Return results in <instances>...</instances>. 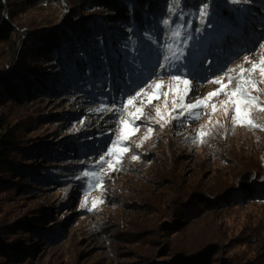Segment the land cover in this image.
I'll use <instances>...</instances> for the list:
<instances>
[{
  "label": "rangeland",
  "instance_id": "rangeland-1",
  "mask_svg": "<svg viewBox=\"0 0 264 264\" xmlns=\"http://www.w3.org/2000/svg\"><path fill=\"white\" fill-rule=\"evenodd\" d=\"M34 2L25 0L13 5L11 39L0 41V69L12 68L16 60L12 45L18 34L23 36L27 26L54 22L57 1ZM261 37L253 50L227 61L221 70L216 68L222 62L216 65L208 62L207 69H201L203 64L198 58L193 62L195 68L189 63L180 72L159 75L176 74L190 79L188 102H195L219 87L208 81L229 68L233 69L228 75L234 78V87L241 79L240 66L251 67L243 61V56L255 53L257 63L264 57V49L259 47L264 43V35ZM176 55L180 54L172 47L170 57ZM187 55L183 53L178 68L185 65ZM164 56L160 63H167ZM244 77L249 78V73H244ZM156 78L153 75L150 80ZM251 78L257 80L262 90L253 95L264 99V82H260L258 73ZM51 82L44 92L18 104L9 105L7 96L0 100L4 131L12 126L30 152L19 157L25 165L22 169H31L39 175L55 172L69 175L55 184L34 182L29 190H21L16 184L29 181L24 177L26 174L14 172L3 179L0 264H139L141 257L149 253L157 252L166 259L175 247L196 248L205 243L214 244V248L208 246L212 251L210 256L215 257L207 260L210 264H264V130L233 126L231 106L226 116L223 107L213 113L210 104L197 109L201 112L198 119L165 123L154 108L159 107L161 115L167 118L174 107L177 87V82L165 79L163 90L167 91L171 85L173 93L169 94L167 103L161 97L152 105L147 103V96L153 89L146 88L142 93L136 104L146 115L142 123L136 121L141 126L130 137L132 150L123 154L122 163L112 171L106 164L98 163L99 158L118 139L120 121L128 120V113L134 112V107L121 112L127 97L113 99V89L109 99L95 103L73 93L50 92ZM224 98L213 101L218 104ZM254 115L264 124V113L257 110ZM149 127L153 132L145 139ZM201 130L210 133L203 137V143L197 135ZM81 131H98L106 138L93 152L79 154L77 159L59 160L52 158L54 153L47 152L50 147L56 149L57 141H76ZM137 144L141 146L137 148ZM132 155H138L139 159L132 160ZM105 159L114 161L115 157ZM84 170L99 175L83 177ZM98 180L102 185L93 187ZM227 186L235 188L227 193ZM191 205L194 210L189 208ZM39 209L40 212H34ZM37 213L41 216H36ZM2 241L9 246L7 251L1 247ZM164 247L170 252L160 254ZM215 250L220 252L215 254Z\"/></svg>",
  "mask_w": 264,
  "mask_h": 264
},
{
  "label": "trees",
  "instance_id": "trees-1",
  "mask_svg": "<svg viewBox=\"0 0 264 264\" xmlns=\"http://www.w3.org/2000/svg\"><path fill=\"white\" fill-rule=\"evenodd\" d=\"M23 1L0 0V41H10L15 12L13 5ZM56 1L54 22L27 26L22 31L23 36L18 34L12 45V50L16 51L12 68L0 69V100L7 96L9 105L44 92L51 80L53 89L50 88V92L55 94L73 93L97 103V100L109 99L113 89V99L125 98L149 82L154 71L165 73L160 69L153 71V68L157 57L159 62L163 55L170 57L172 47L179 54L181 48L188 54L184 62L186 66L192 63V68H195L193 62L199 58L203 64L201 69H207L208 62L209 65L222 62L216 68L221 70L228 62L253 50L255 42L264 35V0H248L239 4L230 0H182L175 14L167 11L172 0ZM202 2L210 5L209 16L204 23L195 15ZM181 12L185 14L183 21L178 20ZM163 19H171L172 24L164 25ZM189 20L192 27L181 29V37L170 35L176 23L186 25ZM184 37H188L186 46ZM174 70L167 72H180ZM5 126L3 117H0V185L14 172L26 174L23 176L29 180L16 183L21 190H29L34 182L55 184L69 176L56 172L39 175L31 169H22L25 165L19 157L30 152L21 144L12 126L4 131ZM79 134L81 137L76 141H57L56 149L50 147L47 152L54 153L52 158L59 160L77 159L79 154L93 152L106 138L98 131H81ZM234 188L227 186L225 191L228 193ZM36 210L34 212H40V209ZM36 216H41V213ZM4 244L2 241L1 247L7 251L9 246ZM208 246L214 248L213 243L196 248L175 247L170 258L166 259L158 256L157 252L149 253L141 257L139 264H210L207 260L215 257L210 256L212 251ZM9 250L11 252V248ZM166 251L169 249L164 247L160 254ZM219 252L215 250V254Z\"/></svg>",
  "mask_w": 264,
  "mask_h": 264
},
{
  "label": "snow or ice",
  "instance_id": "snow-or-ice-1",
  "mask_svg": "<svg viewBox=\"0 0 264 264\" xmlns=\"http://www.w3.org/2000/svg\"><path fill=\"white\" fill-rule=\"evenodd\" d=\"M182 0H172L171 5L167 8L169 13L175 14L176 9L181 5ZM233 4L239 3H247L248 0H230ZM209 3L202 2L201 5L198 6L195 15L198 16L201 23H204L209 16ZM184 13L178 16L179 21L184 20ZM162 23L166 26L171 25V19H163ZM191 28L192 22L189 20L187 24L176 23L175 28L170 33L173 37H181V29L183 28ZM196 31H200L199 28ZM191 34L189 33L188 36ZM188 37L183 38V42L185 46L187 45ZM168 48H171V45H167ZM260 49H264V43L259 45ZM184 49L181 48L180 55H176L174 57H169L165 55L163 57L164 61L167 63H160L159 57H157V63L154 65V69H160L167 72L169 69H178L182 70L183 67H187L185 65H181V68H178V63L183 59ZM255 53L252 56L245 55L243 56V61L245 63L251 64L250 68L241 67L240 77L241 79L235 82V86L232 87L234 78L228 75V72L233 71V69H227L222 75L214 78L213 80L208 81L209 83L217 84L219 87L215 88L213 91L208 92L204 97L196 98L195 102H188L190 93H191V84L192 81L187 79L182 75H167L166 77H161L159 73L154 71V75H156V79L150 80L146 82L144 87H140L138 90L134 91V94L127 96L124 104L121 108V112H123L124 108L134 107V112H129L128 120L121 119L120 123L122 125L120 136L117 140L112 141L111 145L107 148V151L104 155H101L98 163L101 165H107L109 169L112 171L116 170V165L122 163L123 154L130 152L132 149L129 144L130 137L134 135L138 130L141 124L136 123L137 120L143 122L142 118L146 115L142 112V108L137 106L136 102L142 96V93H145L146 88H152L153 91L147 96V103L149 105L153 104V101H159L161 97L165 98V103H167V98L170 93H173V88L171 85H168L167 91H164V80H170L177 82V87L175 88L174 95L176 99L173 100L174 107L168 112L167 118L161 115L160 108L155 107V113L161 120H164L165 123L171 122L173 120H183L184 118L190 119H198L201 115L200 111L197 109H204L206 107L211 106L213 113L216 112L218 107H223L224 113L227 116L229 114V106L232 108L230 121L233 126H246L251 129H262L264 130V124L258 122L255 118V112L259 110V112L264 113V99L260 96L253 95V92H261L262 90L258 87V82L256 79L251 78L254 74H259L260 82H264V57H261L259 62L257 63L254 59ZM244 73H249V78L244 77ZM225 80L227 82L225 83ZM181 85L183 86L181 88ZM231 88V91L229 89ZM224 96L226 98L219 99V103L213 101V98H219ZM143 101H141V104ZM149 121L152 120V117H147ZM219 123V122H217ZM163 126V125H161ZM223 127V125H221ZM153 132V128L149 127L147 129L148 135L145 136L147 139ZM200 137V142H205L203 137L210 135V133L201 130L198 134ZM141 145L137 144L136 147L139 148ZM106 156H114L115 160H106ZM132 160H138V155H132ZM97 172H84L83 177H98ZM102 185V181L98 180L93 187H100ZM95 206V201L93 202ZM83 206V205H82Z\"/></svg>",
  "mask_w": 264,
  "mask_h": 264
}]
</instances>
